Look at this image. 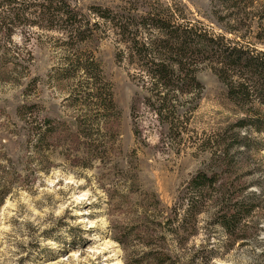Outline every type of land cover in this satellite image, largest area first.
<instances>
[{
	"label": "rangeland",
	"instance_id": "374dc122",
	"mask_svg": "<svg viewBox=\"0 0 264 264\" xmlns=\"http://www.w3.org/2000/svg\"><path fill=\"white\" fill-rule=\"evenodd\" d=\"M78 2L112 9L134 2L173 5L184 21H200L210 31H222L215 0ZM252 4L264 13V0ZM253 20L250 33L240 31L247 39L258 29L257 18ZM30 31L28 43L19 30L13 36L17 45L32 53L28 74L19 82L0 76V264H155L148 254L155 250L168 252L179 264H264V145L240 163L242 181L251 184L244 195L260 197L245 238L230 242L221 228L209 227L210 203L196 216L195 226L194 219L186 217L185 230L178 235L170 231L176 223L168 220L175 215L171 210L188 193V180L211 165L214 148L209 150L207 139L218 138L228 122L243 115L206 64L196 73L203 90L190 112L187 131L168 135L142 107L137 123L141 134L136 136L130 103L134 93L143 91L134 69L117 60L120 47L114 35L80 45L92 51L112 83L119 111L110 154L85 168L64 158L58 149L33 154L23 135L25 125L15 116L16 107L26 100L42 104L43 114L51 118L68 115L63 87L47 79L59 63L51 39L56 34ZM226 34L239 40L237 33ZM32 79L38 86L27 89ZM184 215L182 209L176 212L179 221Z\"/></svg>",
	"mask_w": 264,
	"mask_h": 264
},
{
	"label": "trees",
	"instance_id": "16d2710c",
	"mask_svg": "<svg viewBox=\"0 0 264 264\" xmlns=\"http://www.w3.org/2000/svg\"><path fill=\"white\" fill-rule=\"evenodd\" d=\"M215 1L219 6L216 20L222 29L216 33L200 21H184L173 5L134 2L112 9L83 6L78 0H0V76L19 82L28 74L33 57L27 46L13 41L17 30L26 43L31 28L56 34L51 39L59 63L47 79L63 87L68 115L51 118L43 114L42 104L26 100L16 107L15 116L25 125L23 135L33 154L58 149L64 158L90 168L110 154L119 111L112 83L92 51L80 45L101 35H114L120 47L117 60L134 69L143 91L134 93L130 103L136 136L141 134L137 123L142 107L168 135L187 131L190 112L196 109L203 90L196 73L206 64L243 115L228 122L218 138L207 139L209 150L214 148L211 165L188 180V193L171 210L175 215L168 220L176 221L170 231L178 235L186 217L194 219L195 226L196 216L210 203L208 226L221 228L228 241L237 242L246 237L250 218L260 204L258 195H244L251 184L242 181L240 163L251 150L258 153L264 145V13L255 9L252 0ZM254 18L258 29L247 39L240 31L250 33ZM227 32L239 34V40ZM37 86L32 79L26 88ZM179 209L186 215L180 221L176 216ZM148 254L155 264H179L164 250Z\"/></svg>",
	"mask_w": 264,
	"mask_h": 264
}]
</instances>
